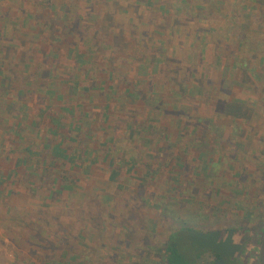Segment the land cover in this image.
<instances>
[{"label": "rangeland", "instance_id": "obj_1", "mask_svg": "<svg viewBox=\"0 0 264 264\" xmlns=\"http://www.w3.org/2000/svg\"><path fill=\"white\" fill-rule=\"evenodd\" d=\"M182 228L259 250L264 0H0V264H164Z\"/></svg>", "mask_w": 264, "mask_h": 264}, {"label": "trees", "instance_id": "obj_2", "mask_svg": "<svg viewBox=\"0 0 264 264\" xmlns=\"http://www.w3.org/2000/svg\"><path fill=\"white\" fill-rule=\"evenodd\" d=\"M23 163H24V159H23ZM180 232L186 233V236L184 237V239L186 238L185 240L188 241L187 240V237H188L187 234L188 233H193L194 231H193V229H190V228H183V229H181ZM180 232L171 235L170 241L163 248V253H164L163 254V260H164V262L166 264H194L195 263V259L192 260V257H188L186 255V253L181 249V246H180V243L181 242L180 241H177V239H176V237L178 238L181 235V234H179ZM200 234H202L203 237L206 236V235H208V234H212L214 236L212 242L210 243V244H212L211 245V248L213 247V245L217 241V238H219V236H220V232L200 233ZM242 240L244 242V239H242ZM255 241H256L255 240V237H253V241H251V243L253 245L251 244L249 246H247L246 244H245V246H243V243L241 242V246H242L241 248L243 249V251H242L243 254L245 253V251H246L245 248L247 247V249H249V251H251L252 254L254 253L255 256H257V250H258V248L253 243ZM220 243L221 244H219V245H221V246L223 244L226 245L227 244V240L226 241H223V242L221 241ZM216 250H219V249H216ZM236 250H238V249L236 248ZM219 251H221V250H219ZM234 251H230L229 250V252L226 251L225 253H226V255L228 257H230V254H232ZM198 254H200V252ZM216 256H217V258H221L222 257V254L220 252H217L216 253ZM255 256H254V261H256Z\"/></svg>", "mask_w": 264, "mask_h": 264}, {"label": "flooded vegetation", "instance_id": "obj_3", "mask_svg": "<svg viewBox=\"0 0 264 264\" xmlns=\"http://www.w3.org/2000/svg\"><path fill=\"white\" fill-rule=\"evenodd\" d=\"M180 231H181V229L177 232H180ZM209 233H212V232H209ZM173 234H175V233H172L171 235H173ZM263 234H264V232H263ZM263 234H262L261 239H260V243H259L260 245H261ZM171 235L167 239V242L165 243L164 246H166V244L170 241ZM223 246H225V244ZM240 247H242V246L235 245L233 247L235 251L232 254H230V257H228L226 255L225 251H219L221 248V245L217 244L215 246V248H211L213 250H208L207 252H204V250H203V251H200V254H198L199 252H196L195 255L192 257V260L195 259L194 264H233V263H235L233 261H239L241 259V257L243 256V252L242 251L240 252V250H239ZM236 248L238 250H236ZM216 249H219V250H216ZM217 252H220L222 254L221 258H217V256H216ZM259 252H260V246H259V250H258V257H259ZM254 256H255L254 253L250 254V257H248L249 262H251L252 260L254 262ZM164 264H166V263L164 262ZM259 264H260V258H259Z\"/></svg>", "mask_w": 264, "mask_h": 264}, {"label": "water", "instance_id": "obj_4", "mask_svg": "<svg viewBox=\"0 0 264 264\" xmlns=\"http://www.w3.org/2000/svg\"><path fill=\"white\" fill-rule=\"evenodd\" d=\"M259 258H260V264H264V234L260 245Z\"/></svg>", "mask_w": 264, "mask_h": 264}]
</instances>
